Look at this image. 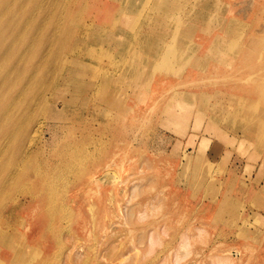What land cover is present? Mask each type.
<instances>
[{
	"label": "rangeland",
	"instance_id": "1",
	"mask_svg": "<svg viewBox=\"0 0 264 264\" xmlns=\"http://www.w3.org/2000/svg\"><path fill=\"white\" fill-rule=\"evenodd\" d=\"M47 1L0 83V264H264V0Z\"/></svg>",
	"mask_w": 264,
	"mask_h": 264
},
{
	"label": "bare ground",
	"instance_id": "2",
	"mask_svg": "<svg viewBox=\"0 0 264 264\" xmlns=\"http://www.w3.org/2000/svg\"><path fill=\"white\" fill-rule=\"evenodd\" d=\"M132 1V0H131ZM131 1H129V2H127V3H129V5L128 6H130L131 7V5H130V2ZM134 1V0H133ZM138 1V0H137ZM140 1V0H139ZM163 2V1H162ZM175 2V1H174ZM131 3H133L134 4V2H131ZM144 3V2H143ZM142 3V4H143ZM151 3V2H150ZM150 3H148V4H150ZM138 4H139V2H138ZM164 4H166V3H164ZM136 5H137V2H136ZM141 5V4H140ZM162 5V4H161ZM167 5V4H166ZM166 5H164V7L163 8H165V6ZM176 5V4H175ZM149 6V5H148ZM133 7V6H132ZM131 7V8H132ZM145 7V6H144ZM162 7V6H161ZM160 7V8H161ZM168 7V6H167ZM173 7H175V6H173ZM49 5H48V1L47 2H45V3H42V2H39V0H0V78H1V80H0V83L2 84V85H6L7 83H6V80L8 79V75H6V76H4V74L7 72V73H10V74H14V70H13V68H11V65L13 64V63H15L14 65H12L13 67H15L14 69H15V71L18 69H21V68H25V62H29V61H26V54L29 52V51H31L32 49H34L33 47H34V43H36L37 41H39V40H35L34 39V37H36V36H41V35H43V34H45V31L47 30V24L49 23L48 21H47V19H48V13H49ZM137 8V7H136ZM146 8V7H145ZM148 8V7H147ZM146 8V9H147ZM159 8V9H160ZM135 9V8H134ZM138 9V8H137ZM166 9V8H165ZM130 10V9H129ZM163 10V9H162ZM206 10V9H205ZM138 11V10H137ZM145 10H143V12H144ZM202 11V10H201ZM124 12V11H123ZM126 12V11H125ZM135 12V11H134ZM139 12V11H138ZM203 12H205V11H203ZM57 13V12H56ZM116 13V12H115ZM128 13V12H127ZM132 13V12H131ZM149 14V13H148ZM141 15H142V13H141ZM153 15V14H152ZM203 15V14H202ZM54 16H55V13H54ZM116 16V15H115ZM114 16V17H115ZM137 16V15H136ZM50 17V16H49ZM158 17V16H157ZM201 17H203V16H201ZM135 18V17H134ZM137 18V17H136ZM143 18V17H142ZM148 18V17H147ZM116 19V18H115ZM151 19V18H150ZM149 19V20H150ZM206 19V18H205ZM147 20V19H146ZM156 20L158 21V19L156 18ZM81 21H82V19H81ZM134 21V20H133ZM136 21V20H135ZM189 21V20H188ZM55 22V21H54ZM92 22V21H91ZM90 22V23H91ZM140 22V21H139ZM138 22V23H139ZM142 22V21H141ZM203 22H204V19H203ZM47 23V24H46ZM137 23V22H136ZM143 23V22H142ZM186 23H187V21H186ZM185 23V24H186ZM148 24V23H147ZM184 24V23H183ZM182 24V25H183ZM179 25V24H178ZM77 26H79V25H77ZM129 26V25H128ZM133 26V25H132ZM202 26V25H201ZM50 27H52V25H50ZM49 27V28H50ZM178 28H179V26H177ZM52 29V28H51ZM51 29L48 31V32H46V33H48V36L46 37V39L50 36V31H51ZM119 29V28H118ZM173 29V28H172ZM171 29V30H172ZM178 30V29H177ZM115 31V30H114ZM71 32V31H70ZM140 32V31H139ZM146 32V31H145ZM152 33V32H151ZM178 33V32H177ZM69 34V33H68ZM124 34H125V32H124ZM123 34V35H124ZM130 34H132L131 32H130ZM149 34V33H148ZM115 35V34H114ZM150 35V34H149ZM155 35V34H154ZM130 36V35H129ZM148 36V35H147ZM174 36H176V35H174ZM178 36H179V34H178ZM177 36V37H178ZM125 37H127L126 35H125ZM166 37V36H165ZM182 37H184V36H182ZM151 38V37H150ZM43 39H45L44 37H42V40ZM49 39V38H48ZM47 39V40H48ZM114 39V38H113ZM173 39V38H172ZM177 39V38H176ZM68 40V39H67ZM175 40V39H174ZM34 41H36V42H34ZM113 41V40H112ZM149 41V40H148ZM160 41V40H159ZM164 41V40H163ZM162 41V42H163ZM177 41V40H176ZM49 42V40L47 41V43ZM64 42V41H63ZM37 43H39V42H37ZM43 43H46V41L45 40H43ZM43 43H42V45H43ZM61 43V42H60ZM167 43V42H166ZM120 44V43H119ZM142 44V43H141ZM147 44V43H146ZM192 44V43H191ZM190 44V45H191ZM41 45V46H42ZM61 45H62V43H61ZM113 45V44H112ZM162 45V44H161ZM189 45V44H188ZM189 45V46H190ZM37 46V45H36ZM45 46V45H44ZM63 46V45H62ZM68 46V45H67ZM118 46V45H117ZM143 46H144V44H143ZM170 46H173V44L172 45H170ZM176 46V45H175ZM46 47H47V45H46ZM126 47V46H125ZM158 47V46H157ZM169 47V46H168ZM192 47H194V46H192ZM38 48H40V47H38ZM41 48H43V46L41 47ZM45 48V47H44ZM43 48V49H44ZM68 48V47H67ZM156 48V47H155ZM160 48V47H159ZM46 49V48H45ZM48 49V48H47ZM140 49V48H139ZM158 49V48H157ZM183 49V48H182ZM192 49V48H191ZM36 50V49H35ZM39 50V52H40V50L41 49H38ZM49 50V49H48ZM159 50V49H158ZM37 52V51H36ZM38 52V53H39ZM42 53L41 54H43V51H41ZM45 52V51H44ZM47 52V51H46ZM45 52V53H46ZM49 52V51H48ZM68 52V51H67ZM157 52V51H156ZM167 52V51H166ZM189 52V51H188ZM32 53L34 54V52L32 51ZM32 53L30 54L31 56H32ZM52 53V52H51ZM54 53V52H53ZM47 54V53H46ZM45 54V55H46ZM69 54V53H68ZM156 54V53H155ZM159 54V53H158ZM28 55V54H27ZM37 57H41V56H43L44 57V55H41L40 56V54H35ZM24 56H26L25 58H24ZM29 56V55H28ZM31 56H29V58L31 57ZM52 55H50L49 56V58L51 57ZM42 57V58H43ZM54 57V56H53ZM53 57H52V60H53ZM153 57H154V54H153ZM45 58V57H44ZM49 58H46V59H49ZM157 58V57H156ZM36 59V58H35ZM38 59V58H37ZM39 59H41V58H39ZM38 59V60H39ZM51 59V58H50ZM155 59V58H154ZM51 60V61H52ZM36 61V60H35ZM35 61H33L34 63H35ZM137 61V60H136ZM141 61H143V59L141 60ZM32 62V61H31ZM46 62H48V61H46ZM46 62H44V60L42 59V63H44V65H45V63ZM50 62V61H49ZM133 62V61H132ZM132 62H131V64H132ZM145 62V61H144ZM150 62H151V60H150ZM11 63V65L9 66L8 64H10ZM23 63H25V64H23ZM34 63H32V64H34ZM40 63H41V61H40ZM70 63V62H69ZM19 64V66L17 67V65ZM23 64V65H22ZM28 64V63H27ZM26 64V65H27ZM29 64H31V63H29ZM52 64V63H51ZM51 64H50V70H51V72H52V69H51ZM21 65V66H20ZM37 65V64H36ZM38 65H39V62H38ZM43 65V64H42ZM43 65V66H44ZM150 65H152V63L150 64ZM23 66V67H22ZM132 66V65H131ZM16 67H17V69H16ZM29 67V66H28ZM40 67H41V65H40ZM135 67H137V66H135ZM145 67V66H144ZM152 67V66H151ZM9 69V70H7V69ZM27 68V67H26ZM31 68V67H30ZM34 68V67H33ZM41 69H42V67H41ZM40 69V70H41ZM47 69V68H46ZM172 69V68H171ZM39 70V69H38ZM37 70V71H38ZM136 70V69H135ZM151 70V69H150ZM25 71V70H24ZM43 71H46L45 69L43 70ZM42 71V72H43ZM75 71H77L76 69H75ZM80 71V70H79ZM89 71V70H88ZM5 72V73H4ZM19 72L20 71H17V73L19 74ZM22 72V71H21ZM35 72V71H34ZM47 72H50V71H48L47 70ZM47 72H43V73H47ZM86 72V71H85ZM172 72V71H171ZM31 73H32V70H31ZM39 73V72H38ZM82 73H83V71H82ZM133 73H134V71H133ZM9 74V75H10ZM16 74V73H15ZM14 74V75H15ZM41 74V73H40ZM39 74V75H40ZM48 74H51V73H48ZM79 74H80V72H79ZM150 74V73H149ZM20 75V74H19ZM47 75V74H46ZM4 76V77H3ZM43 76V75H42ZM48 77H49V75H47ZM51 76V75H50ZM140 76V75H139ZM13 77V76H12ZM11 77V78H12ZM52 77V76H51ZM76 77V76H75ZM81 77V76H80ZM5 78V79H4ZM10 78V79H11ZM17 78H19V77H17ZM16 77H15V80L17 79ZM32 78V77H31ZM31 78H30V80H31ZM47 78V77H46ZM50 78V77H49ZM45 78L43 77L42 78V80H44ZM13 80H14V77H13ZM14 80V81H15ZM47 80V79H46ZM46 80H44L45 82H46ZM11 81H12V79H11ZM13 81V82H14ZM18 81V80H17ZM27 81H29V79L27 80ZM26 81V82H27ZM43 81V82H44ZM136 81V80H135ZM7 82H8V80H7ZM41 82V81H40ZM6 83V84H5ZM10 83V82H9ZM42 83V82H41ZM40 83V84H41ZM47 83V82H46ZM45 83V84H46ZM135 83V82H134ZM11 84H12V82H11ZM10 84V85H11ZM25 84V83H24ZM32 84V83H31ZM39 84V85H40ZM58 84V83H57ZM56 84V85H57ZM8 85L9 84H7V86L5 87L6 89H8L9 87H8ZM38 85V86H39ZM1 86V85H0ZM36 86H37V84H36ZM45 86V85H44ZM23 87H25V86H23ZM29 88H31L30 86H28ZM35 87V86H34ZM28 88V89H29ZM35 88H37V87H35ZM1 89V88H0ZM4 89V88H3ZM6 89H4V92H5V90ZM38 89V88H37ZM25 90V89H24ZM31 90V89H30ZM36 90V89H35ZM32 91V90H31ZM33 91H34V88H33ZM23 91H21V93H22ZM39 92V91H38ZM37 92V93H38ZM2 92H0V94H1ZM14 93V92H13ZM33 93V92H32ZM29 94H31V93H29ZM11 95V94H10ZM12 96V95H11ZM10 96V97H11ZM20 96H21V94H20ZM20 98V97H19ZM183 98V97H182ZM7 99V98H6ZM1 100H2V98H1ZM8 100V99H7ZM190 100H191V98H190ZM6 100H4V102H5ZM2 102V101H1ZM16 103V102H15ZM64 103V102H63ZM69 103V102H68ZM5 104V103H4ZM4 104H3V106H4ZM13 104V103H12ZM177 104H179V102L177 103ZM204 104V103H203ZM1 105H2V103H1ZM0 105V106H1ZM16 105V104H15ZM12 106V105H11ZM22 109H24V107L22 108ZM21 109V110H22ZM206 109V108H205ZM10 110V109H9ZM52 110V109H51ZM53 111H54V109H53ZM58 111V110H57ZM174 111V110H173ZM175 112V111H174ZM9 113V111H7V110H0V128H1V130H0V133H2V139H7L9 136H11V134H10V129L11 128H7V127H9V126H7L6 124V121H7V118H8V114ZM10 113H11V111H10ZM168 114V113H167ZM189 114V113H188ZM201 114H202V112H201ZM224 114V113H223ZM29 116L27 117V119L24 121L25 123H23V126L22 127H19L20 128V131H21V134L24 132V130H27V126H28V123H29V121H30V119H31V116H30V114H28ZM185 115V114H184ZM13 116V115H12ZM17 116H20V114L19 115H17ZM58 116V115H57ZM169 117H170V115H168ZM175 116V115H174ZM210 116V115H209ZM19 118V117H18ZM183 118V117H182ZM239 118V117H238ZM60 119V118H59ZM184 119H185V116H184ZM183 119V120H184ZM214 119V118H213ZM217 119V118H216ZM216 119H215V121H216ZM210 120H211V118H210ZM220 120V119H219ZM218 121V120H217ZM225 121V120H224ZM54 122V121H53ZM227 122H229V120L227 121ZM16 123V122H15ZM14 122H13V124H15ZM218 123V122H217ZM229 123H231V122H229ZM245 123V122H244ZM12 124V123H11ZM12 124V125H13ZM213 124V123H212ZM225 124V123H224ZM221 125V124H220ZM230 125V124H229ZM238 125H240L241 127L243 126V125H241L240 123L238 124ZM236 126V125H235ZM212 127V126H211ZM237 127V126H236ZM31 129H32V126H31ZM30 130V129H29ZM19 131V130H18ZM17 131V132H18ZM31 133L33 134V135H31L30 136V138L32 137H34L35 135H36V133H37V130L36 129H32V131H31ZM20 134V135H21ZM16 135V134H15ZM19 136V135H18ZM38 136V135H37ZM25 138V137H24ZM23 138V141L25 140ZM16 139H18V137L17 138H15V140ZM20 139V138H19ZM29 139V138H28ZM11 140V138L8 140V141H10ZM35 140V139H34ZM0 141H2V140H0ZM17 141V140H16ZM29 141V140H28ZM8 144H10L11 143V141H10V143L9 142H7ZM7 143H6V146H8L7 145ZM16 143V142H15ZM25 146L27 145L26 143V140H25ZM0 144H1V142H0ZM30 144V143H29ZM34 144V143H33ZM22 145H23V143H22ZM21 144H20V147L22 146ZM32 145V144H31ZM30 145V146H31ZM17 146H19V145H17ZM24 146V145H23ZM9 147V146H8ZM21 148H23V147H21ZM29 148V147H28ZM5 149H6V147H5ZM4 149V150H5ZM26 149V148H25ZM6 151H7V149H6ZM20 151V153H21V155L22 156H24L23 154H22V152H21V150H19ZM23 151V150H22ZM26 151V150H25ZM24 151V152H25ZM28 151V150H27ZM26 151V152H27ZM17 152H18V150H17ZM16 152V153H17ZM7 153V152H6ZM30 153V152H29ZM26 154V153H25ZM28 154V153H27ZM32 154V153H31ZM21 155H19V156H21ZM26 156V155H25ZM28 156V155H27ZM4 156H2V158H3ZM14 157V156H13ZM16 157V156H15ZM19 158V157H18ZM25 158V157H24ZM18 160V159H17ZM4 169V168H3ZM1 172H3L2 170H1ZM0 172V173H1ZM28 174V173H27ZM18 178V177H17ZM2 189H4V187H2ZM5 190V189H4ZM2 192V191H1ZM149 238V237H148ZM157 239V238H156ZM185 240V239H184ZM183 240V241H184ZM147 242L149 243V241L147 240ZM147 243V244H148ZM152 242L150 241V245L149 246H151L152 244H151ZM180 244V243H179ZM147 245V246H148ZM184 244L182 243V248H184V246H183ZM186 246H187V243L185 244ZM181 246H180V250H181ZM185 246V247H186ZM152 247V246H151ZM148 248L149 247H147V252H148ZM185 249V250H184ZM184 249H182V250H184L183 251V253H185V252H187L186 251V249H187V247L186 248H184ZM185 254H187V253H185ZM185 254H182L181 255V257H176L177 258V261L178 260H181L180 258H182ZM175 258V259H176ZM179 258V259H178ZM215 258V257H214ZM227 258V257H226ZM14 262V261H13ZM21 262V261H20ZM176 263V262H175ZM217 264H230V262L227 260H223V262H222V260L219 262V259H218V262H217Z\"/></svg>",
	"mask_w": 264,
	"mask_h": 264
}]
</instances>
